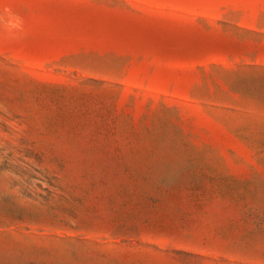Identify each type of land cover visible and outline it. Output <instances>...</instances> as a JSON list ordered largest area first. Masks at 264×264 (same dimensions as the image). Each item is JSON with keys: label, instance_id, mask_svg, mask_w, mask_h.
<instances>
[{"label": "rangeland", "instance_id": "obj_1", "mask_svg": "<svg viewBox=\"0 0 264 264\" xmlns=\"http://www.w3.org/2000/svg\"><path fill=\"white\" fill-rule=\"evenodd\" d=\"M0 264H264V0H0Z\"/></svg>", "mask_w": 264, "mask_h": 264}]
</instances>
